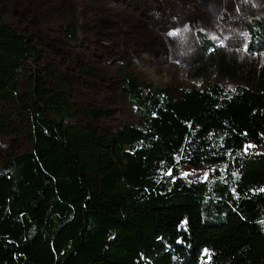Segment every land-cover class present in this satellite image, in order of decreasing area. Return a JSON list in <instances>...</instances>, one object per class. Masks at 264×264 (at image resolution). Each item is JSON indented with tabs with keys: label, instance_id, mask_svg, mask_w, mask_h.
<instances>
[{
	"label": "trees",
	"instance_id": "obj_1",
	"mask_svg": "<svg viewBox=\"0 0 264 264\" xmlns=\"http://www.w3.org/2000/svg\"><path fill=\"white\" fill-rule=\"evenodd\" d=\"M244 19V52L264 54V22ZM62 30L82 42L74 23ZM197 38L201 89L125 74L137 120L99 132L68 123L66 91L39 75L19 93L41 51L0 15V130L17 120L31 137L0 162V264H264V61ZM213 74L237 83L224 90Z\"/></svg>",
	"mask_w": 264,
	"mask_h": 264
},
{
	"label": "rangeland",
	"instance_id": "obj_2",
	"mask_svg": "<svg viewBox=\"0 0 264 264\" xmlns=\"http://www.w3.org/2000/svg\"><path fill=\"white\" fill-rule=\"evenodd\" d=\"M0 15L41 51L40 59L23 68L19 93L29 94L39 75L48 86L66 91L76 111L68 123L99 132H115L137 120L122 99L125 74L155 86H204L208 79L190 75L203 55L198 32L241 62L264 61V54L249 57L243 50L244 17L264 22V0H0ZM70 22L82 42L64 34L62 26ZM209 80L224 90L237 83L216 74ZM91 108L108 109L112 115L96 121L89 116ZM30 147L27 123L16 120L0 130V162ZM256 150L252 144L244 147Z\"/></svg>",
	"mask_w": 264,
	"mask_h": 264
}]
</instances>
